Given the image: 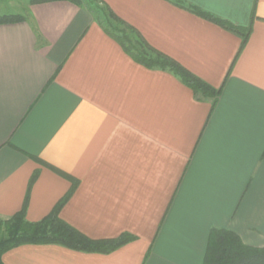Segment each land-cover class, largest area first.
Masks as SVG:
<instances>
[{
	"label": "crops",
	"instance_id": "0c3cea01",
	"mask_svg": "<svg viewBox=\"0 0 264 264\" xmlns=\"http://www.w3.org/2000/svg\"><path fill=\"white\" fill-rule=\"evenodd\" d=\"M181 1L251 23L246 42L173 0H99L219 88L214 104L136 62L81 5L0 0L27 2L0 24V219L27 191L31 222L69 194L59 217L89 238L134 236L109 253L21 244L4 264H202L212 228L264 246V0Z\"/></svg>",
	"mask_w": 264,
	"mask_h": 264
},
{
	"label": "trees",
	"instance_id": "16d2710c",
	"mask_svg": "<svg viewBox=\"0 0 264 264\" xmlns=\"http://www.w3.org/2000/svg\"><path fill=\"white\" fill-rule=\"evenodd\" d=\"M36 1L48 0H32L31 3H35ZM69 1L78 4V0ZM173 2L234 32L241 38V46L246 42L251 32V23L247 26L234 25L195 6L185 5L181 0H173ZM103 17V19H100V24L104 31L114 38L136 62L147 68L157 67L171 71L195 95L212 98L213 104L215 103L220 92L219 88L212 87L174 59L148 46L137 32L125 25L106 7ZM23 19L18 14L2 15L0 16V24L18 22ZM252 19L253 12L251 14V22ZM124 30H128L135 39H132L129 33ZM36 176V172L32 174L28 188ZM74 185L75 183L73 182L72 188H74ZM68 195L59 201L44 218L31 222L25 219L28 201L27 191L21 209L8 219H0V233L3 234L0 236V264H4L1 260L4 252L21 244H57L84 252L109 253L134 239V236L126 233L116 238L92 239L69 225L59 217L60 208ZM202 264H264V246L247 245L242 242L235 232L229 229L212 228L209 232Z\"/></svg>",
	"mask_w": 264,
	"mask_h": 264
},
{
	"label": "rangeland",
	"instance_id": "374dc122",
	"mask_svg": "<svg viewBox=\"0 0 264 264\" xmlns=\"http://www.w3.org/2000/svg\"><path fill=\"white\" fill-rule=\"evenodd\" d=\"M44 1H36L35 3H42ZM27 2H0V16L2 15H9V14H18L24 18L25 15V8ZM74 3V2H72ZM84 8H87L91 11V13L98 17V19H103L105 15V7L99 0H78V4ZM122 27V26H121ZM123 28V27H122ZM128 32V30H124ZM132 39L135 37L128 32ZM3 234L0 233V236ZM258 247V246H257ZM263 247V246H262Z\"/></svg>",
	"mask_w": 264,
	"mask_h": 264
}]
</instances>
